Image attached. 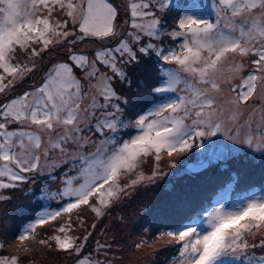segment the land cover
Wrapping results in <instances>:
<instances>
[{
  "label": "snow or ice",
  "instance_id": "1",
  "mask_svg": "<svg viewBox=\"0 0 264 264\" xmlns=\"http://www.w3.org/2000/svg\"><path fill=\"white\" fill-rule=\"evenodd\" d=\"M129 9L130 27L137 30L128 33L131 41L120 37L115 47L96 52L91 60L69 51L67 61L56 63L34 92L0 104V189L26 182L22 174L40 169L41 156L47 160L49 149L71 157L64 186L56 194L59 208L45 209L20 232L17 240L22 253L31 252L32 245L25 243L31 237L34 244L75 255L76 264H101L98 258L82 254L88 237L72 235L71 214L76 211L79 219V210L84 208L102 216V210L128 187L121 180L136 173L146 157H154L158 170L164 155L171 158L194 146L203 148L199 141L220 133L233 143L264 153V108L255 131L240 119L249 102L264 95V0H214L203 6L197 0H141L132 2ZM161 12L176 15L175 27L164 34L178 42V50L165 52L153 43L135 49L140 33L158 38L164 32ZM146 17L151 18L147 24L137 23ZM117 20L118 10L109 0H0V94L7 95L34 70V62L30 67L19 59L21 53L31 61L65 42L112 40L119 35ZM70 26L77 31H70ZM150 51L163 65H176L162 67L152 90L166 102L125 123L122 106L129 100L118 95L110 82L118 77L130 83L125 66L139 63ZM101 64L112 75L102 72ZM93 89L98 96L92 94ZM129 127L136 134L122 139L120 131ZM89 128H94L99 143L85 135ZM231 151L219 146L188 171L204 169ZM157 175L162 173L154 171L148 179ZM144 179L140 172L131 183ZM237 183L231 177L214 203L191 207L175 230L157 237L166 236L180 246L178 257L169 264H264V255L249 252L264 249V191L247 190L230 200ZM48 196L42 192L43 198ZM5 198L0 195V200ZM65 214L68 218L57 225V234L36 239L37 226ZM3 248L0 243V253ZM0 264H20V258L0 255Z\"/></svg>",
  "mask_w": 264,
  "mask_h": 264
},
{
  "label": "rangeland",
  "instance_id": "2",
  "mask_svg": "<svg viewBox=\"0 0 264 264\" xmlns=\"http://www.w3.org/2000/svg\"><path fill=\"white\" fill-rule=\"evenodd\" d=\"M109 2L118 10L119 35L117 38L104 41L86 38L83 41H77L76 44L65 42L62 45L50 47L47 51L41 52L39 56L34 57L31 61L21 53L19 59L30 67L34 62L35 68L27 75L26 79L19 81L14 89L9 90L7 95L0 94V104H3L5 100L8 103L11 98L19 97L25 92H34L44 82L48 72L56 63L67 61L68 55L58 56L57 51L59 50L64 52L72 50V52L83 53L91 60L95 58L94 54L96 52L115 47L117 39L120 37L131 41L128 33H136L137 30L130 27L129 5L132 2L139 3L141 0H109ZM178 2L186 3V0H178ZM197 2L203 6L214 3V0H197ZM209 13H211V9H209ZM159 15L162 18L164 32L158 38H150L140 33L141 41L135 45V49L147 43H153L158 49H163L165 52L169 49L178 50V42L164 34L175 27V13L165 15L161 12ZM211 18L215 19V16L212 15ZM150 19V17H146L144 20H137V23L147 24ZM69 30L77 31L72 26ZM71 39L72 37H69V40ZM34 47L39 46L34 45ZM43 53L45 54L46 67L42 74L44 76L41 78V84L36 86L37 83L33 81V78L42 69L41 56ZM99 67L102 72L112 75L104 65L101 64ZM162 67L176 68V65H163L161 59L150 51L148 55L140 57L139 63L125 66L130 83H125L118 77L111 80L110 83L116 93L127 97L129 100L127 105L122 106L123 116L121 119L125 123L133 121L135 117L147 112L157 104L166 102L157 97L152 91L160 79ZM0 74H3L2 71H0ZM81 78L83 77L81 76ZM25 83L28 86H25ZM21 84H24L23 87L17 89ZM150 86H153L151 90ZM85 87L90 86L85 83ZM92 94L98 96L94 89ZM262 108H264V95L258 96L254 101L249 102L248 109L241 115V123L244 124V121L247 120L252 131L259 129L261 124L260 110ZM253 111H255V116L251 115ZM97 115L99 116L100 113L97 112ZM94 123L93 121V125ZM245 129H247L246 125ZM122 130L125 131L122 132ZM122 130L119 136L125 140L136 134V130L131 127ZM85 135L92 137L99 143L100 138L95 134L94 128H89ZM233 135H236V133H233ZM243 135L244 130H241L239 136L243 137ZM53 140H55V137H53ZM45 143L47 146L46 137ZM198 143H203L204 147L194 146L191 151L175 154L171 158L164 155L159 163L158 170L154 157L144 158L136 173L121 180V184H127L128 187L120 194L119 199L113 201L110 207L102 210L104 212L102 216L98 217L91 210L81 208L79 219H77L78 213L74 211L71 214L73 221L72 235L88 237L82 254L85 256L90 255L94 259L98 258L101 264H169L172 258L178 257L180 246L175 242H170L166 236L164 239H157V237L175 230L185 220V218L183 220L179 218L181 216L179 213L186 210L184 199L192 198L194 204L199 207L203 203V200L199 199L202 195L200 191L204 189V185L220 182V179L225 184L233 176L237 178L238 183L229 197L230 200L236 199L247 190L264 191V153L249 149L239 142L233 143L232 140L226 139L223 133L215 137L205 138ZM219 146H226L232 151L224 159L213 161L201 171L195 173L188 171L187 163L190 161L198 163ZM49 150L51 155L47 160L43 155L41 156V168L34 172L23 173L22 175L26 176V182L19 184L21 189L18 192L24 195L28 191L34 192L40 189V195L36 198L43 200V207L40 208L41 211L38 212L33 221H25L23 226L17 224L20 222L16 221L3 222L5 217L2 216V205L0 204V226L4 228L0 231V243L4 245L0 255L19 256L20 264H43V262L49 264L50 261L52 264H76L77 257L75 255L58 251L54 246L45 247L37 244L40 246H32V250L28 254L18 250L22 245L19 244L17 236L25 226L34 223L45 209L48 211L57 210L61 203L56 194L64 186L65 169L67 168V162H71V157L61 153L58 149ZM68 151L71 152L73 149L68 148ZM170 160L176 164V167L170 166ZM53 164H55V168L52 167ZM67 171L71 172L74 169H67ZM154 171H158L162 175H157L149 180L148 177H151ZM140 172L143 173L145 179L133 185L131 181L136 179ZM8 190L0 189V195L7 194ZM43 190L49 193L47 198L42 197ZM15 198L20 199L18 195ZM40 202L41 200H38L36 204ZM32 204L29 206H32ZM64 220L60 217L56 221H50L43 227L37 226L36 234L41 239H48V236L55 235L57 225L62 224ZM81 220L83 224L80 223ZM2 233L5 234L2 235ZM8 234H10L9 239L7 238ZM25 243L34 244L31 237ZM138 244H142V246L138 248ZM101 245L104 247H101ZM42 251H47V253L44 254ZM249 252L256 256L264 255V249L259 247L249 249Z\"/></svg>",
  "mask_w": 264,
  "mask_h": 264
},
{
  "label": "trees",
  "instance_id": "3",
  "mask_svg": "<svg viewBox=\"0 0 264 264\" xmlns=\"http://www.w3.org/2000/svg\"><path fill=\"white\" fill-rule=\"evenodd\" d=\"M35 78V76H34ZM33 78V81H34ZM41 81H39L36 86L40 83ZM150 83V81H149ZM153 87V86H152ZM152 87L150 86V90L152 89ZM137 103V102H136ZM135 103V105H136ZM134 105V106H135ZM128 119H130L129 117H127ZM125 130H122V132H124ZM194 162V161H192ZM220 182H215V183H209L204 185V189H202L200 191L201 197L199 200H203V205L207 206L208 204H211L213 202H215V199L218 195V193L220 192V190L222 188L225 187V184L222 183L221 179L219 180ZM8 193L4 194L3 196L6 197L4 200H0V204L2 205L1 207V211H2V216L5 217L3 218V222H7V221H16V222H20L17 223L20 226L25 225V221L30 222L33 221V219L36 217V215L38 214V212L41 211V207H43V200L42 199H37L36 197H38L40 195V189L38 190L39 193H37L38 191H28L25 195L18 192V190H20L21 188L15 187V188H8ZM3 190V189H2ZM44 191V190H43ZM16 195H18L20 197V199H16ZM184 197V196H183ZM38 200H41L40 203L36 204L38 202ZM185 203H186V210L181 211L179 214L181 215L179 218H181L182 220L189 214V209H191V207L196 206L194 204V201L192 198H186L184 199ZM26 202V203H24ZM31 203L32 206H29ZM41 204V206H40ZM39 207H38V206ZM197 207V206H196ZM67 218V214L62 215V220ZM4 228L0 226V231H2ZM5 233H2V235H4ZM57 234V233H55ZM9 235H7V238L9 239ZM50 237V236H48ZM15 238V237H14ZM36 239L39 240L41 239L40 236H38V234H36ZM4 244H6V242H4ZM32 246H40L37 244H33ZM44 254L47 253V251H42ZM38 253H40V251H38ZM48 262H43V264H47ZM25 264V263H22ZM49 264H52V262L50 261Z\"/></svg>",
  "mask_w": 264,
  "mask_h": 264
},
{
  "label": "flooded vegetation",
  "instance_id": "4",
  "mask_svg": "<svg viewBox=\"0 0 264 264\" xmlns=\"http://www.w3.org/2000/svg\"><path fill=\"white\" fill-rule=\"evenodd\" d=\"M57 53H59L58 56H62L63 54H65V55H68L69 54V52H64L62 50L57 51ZM41 65H42V69L39 71V73L37 74V76H35V80H34L35 83H38L39 81H41L42 80L41 78L44 76V75H42L44 73L45 67H46V60H45V54L44 53L41 56ZM23 85L24 84H21L17 89H20V87H23ZM25 86H28L27 83H25ZM6 102L7 101L5 100L3 104H5Z\"/></svg>",
  "mask_w": 264,
  "mask_h": 264
},
{
  "label": "water",
  "instance_id": "5",
  "mask_svg": "<svg viewBox=\"0 0 264 264\" xmlns=\"http://www.w3.org/2000/svg\"><path fill=\"white\" fill-rule=\"evenodd\" d=\"M195 164H196L195 162H189V163H187L186 167L189 169L192 165H195ZM201 170H203V169H201ZM201 170H199V171H201ZM196 172H198V171H196Z\"/></svg>",
  "mask_w": 264,
  "mask_h": 264
}]
</instances>
